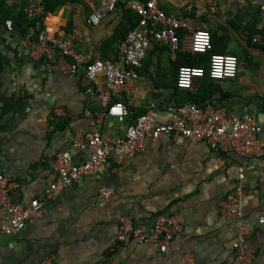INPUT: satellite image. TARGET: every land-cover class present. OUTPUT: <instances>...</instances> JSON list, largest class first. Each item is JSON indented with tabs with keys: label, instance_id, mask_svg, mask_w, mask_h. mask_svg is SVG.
Segmentation results:
<instances>
[{
	"label": "crops",
	"instance_id": "obj_1",
	"mask_svg": "<svg viewBox=\"0 0 264 264\" xmlns=\"http://www.w3.org/2000/svg\"><path fill=\"white\" fill-rule=\"evenodd\" d=\"M97 1L62 5L44 16L43 30L60 35L75 25L81 52L117 62L128 16L137 13L129 0H119L114 12L90 25L86 18ZM246 1L240 8L221 0L217 12L210 13L208 0H159L165 13L184 17L188 27L178 30L174 53L151 39L136 67V81L114 97L128 107L123 121L98 116L100 106L85 93L84 75L70 73L69 59L61 58L57 48L33 47L21 23L0 16V175L12 201L43 204L24 228L0 236V264H233L239 251L252 255L247 264H264V222H258L264 213V154L247 157L181 136H162L155 143L146 139L133 157L118 162L110 154L94 172L44 200L56 177V154L67 150L74 164L82 163L90 150L74 147V139L92 131L103 138L122 137L140 113L153 110L159 122H169L176 117L169 105L195 99L226 114L252 115L264 131V43L251 40L255 33L264 34V18L253 0ZM202 26L217 53L238 58L236 75L203 76L192 89L177 88L179 65H207V55L188 47L189 29ZM241 172V217L221 214L218 205L230 198ZM158 214L173 216L179 224L164 251L132 238L117 240L120 217L149 224ZM4 215L0 207V218ZM240 222L248 234L237 250L233 242Z\"/></svg>",
	"mask_w": 264,
	"mask_h": 264
},
{
	"label": "built area",
	"instance_id": "obj_2",
	"mask_svg": "<svg viewBox=\"0 0 264 264\" xmlns=\"http://www.w3.org/2000/svg\"><path fill=\"white\" fill-rule=\"evenodd\" d=\"M220 1L208 0V11L217 12ZM227 1L234 2L240 8L247 4L246 0ZM118 2L119 0H98L86 22L90 25L99 24L116 10ZM252 3L264 18V0H253ZM128 7L137 13L139 19L136 26L129 29L119 43L117 62L92 59L90 53L81 52L77 47L78 29L75 25L60 35H49L41 30L37 40L29 42L33 47L57 48L61 58L69 59V72L81 71L84 75L85 93L96 99L100 106L98 116L114 117L118 121H123L129 110L122 100L114 97L136 81V67L145 56L151 39L165 43L174 53L178 47V30L188 27L184 17L165 13L159 7V0H129ZM190 7L188 4L187 9ZM43 10V0H27L23 8L28 18L43 14ZM189 30V49L200 53L209 51L211 35L208 29L202 26ZM251 40L264 43V34L255 33ZM237 64V57L233 54L212 53L208 60V76L217 80L233 79ZM205 72L201 66L180 65L176 72L175 84L180 89H192ZM167 110L176 115L175 119L159 122L156 111L141 113L127 126L122 137L103 138L99 131H92L82 139H74L72 145L89 148V155L82 163L74 164L69 151L56 154L53 163L56 177L46 187L44 200L51 199L56 192L62 191L81 176L94 172L110 154H113L118 162L133 157L144 149L146 139L155 143L162 136H181L191 141L202 140L212 148L232 151L247 157L264 154V131L248 115L226 114L209 103L197 105L184 102L169 105ZM259 134H262V137H259ZM242 179L241 172L230 198L219 203L218 210L221 214L241 217ZM102 193L107 195L106 191ZM42 205L38 199H32L26 205L12 201L7 193L6 181L0 175V207L5 211V215L0 218V236L13 234L24 228L30 218L39 215ZM258 222H264V213ZM178 228V221L170 215L158 214L149 224L133 222L129 216H122L119 218L116 238L119 241L132 238L164 251ZM247 234L246 225L240 222L233 242L235 249L242 247ZM251 258L250 253L239 251L233 264H247Z\"/></svg>",
	"mask_w": 264,
	"mask_h": 264
},
{
	"label": "trees",
	"instance_id": "obj_3",
	"mask_svg": "<svg viewBox=\"0 0 264 264\" xmlns=\"http://www.w3.org/2000/svg\"><path fill=\"white\" fill-rule=\"evenodd\" d=\"M15 1L20 2L21 8H19L18 10L16 9L18 3H15ZM76 1L77 0H43V4H44L43 14L28 18L23 11V8L26 5L27 0H0V16L4 17L6 19H9V20H16L19 23H21L22 27H23V32L25 35H27L28 40L31 42H35L37 40L38 33L44 29V25H43L44 16L48 13L54 14L55 12H57V10L62 5L66 4V3H75ZM128 18L130 21V23H129L130 25L128 28L132 29L133 27L136 26L138 19H139V16L136 14V16L134 18L130 17V16H128ZM70 27H71V24L68 25L67 30H69ZM211 44H212V41H211ZM212 53H217V51L214 50L212 46H211L210 50L205 52V53L195 52V54H197V55H207L208 60H209L210 54H212ZM187 65L200 66V65H193V64H187ZM178 67H177V69H178ZM202 67L206 71L203 76L210 78L208 76V73H207L208 61H207V65L202 66ZM210 79H213V78H210ZM213 80H217V79H213ZM175 86H176V84H175ZM189 94L191 97L197 96L194 93H189ZM188 102H192V103H195L197 105H202L195 99L190 100ZM177 104H181V103H177Z\"/></svg>",
	"mask_w": 264,
	"mask_h": 264
},
{
	"label": "water",
	"instance_id": "obj_4",
	"mask_svg": "<svg viewBox=\"0 0 264 264\" xmlns=\"http://www.w3.org/2000/svg\"><path fill=\"white\" fill-rule=\"evenodd\" d=\"M25 48L30 50L29 44H28L27 46L25 45ZM27 60H28V61H31L32 58L27 57ZM44 60H45L44 57H41V58L38 59V63H39V65H41V67L44 65V64H43V63H44ZM248 116H250V117L255 121V119H254V117H253L252 115H249V114H248ZM255 123H256V121H255ZM256 124H257V123H256ZM257 125H258V124H257Z\"/></svg>",
	"mask_w": 264,
	"mask_h": 264
}]
</instances>
